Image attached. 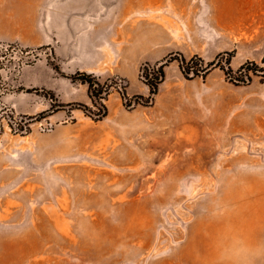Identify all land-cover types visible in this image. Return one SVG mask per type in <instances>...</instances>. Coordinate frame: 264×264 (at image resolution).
<instances>
[{
  "label": "rangeland",
  "instance_id": "obj_1",
  "mask_svg": "<svg viewBox=\"0 0 264 264\" xmlns=\"http://www.w3.org/2000/svg\"><path fill=\"white\" fill-rule=\"evenodd\" d=\"M6 16L0 264H264V75L235 83L220 67L262 64L264 0H0ZM130 22L153 27L154 55L162 30L185 52L139 62L129 91L173 58L154 94H127L116 67L93 73L115 100L101 119L64 53L25 45L96 32L140 54L143 32L113 36ZM194 55L212 63L186 77Z\"/></svg>",
  "mask_w": 264,
  "mask_h": 264
},
{
  "label": "crops",
  "instance_id": "obj_2",
  "mask_svg": "<svg viewBox=\"0 0 264 264\" xmlns=\"http://www.w3.org/2000/svg\"><path fill=\"white\" fill-rule=\"evenodd\" d=\"M215 6V4H214ZM216 11V7L214 9ZM208 21L218 20L217 12H213L203 19ZM198 20V19H197ZM16 26L20 25V20L18 18L16 20H12ZM10 23V18L6 16V18L0 19V41H11L1 39L4 35H6V31L4 29ZM211 23L208 25L210 26ZM45 26V24H44ZM143 27L136 25L134 22H130L121 27V25H115L113 30V36L115 37H125L133 40V43H136V35L138 32H143L145 34V44L143 48H141L140 54L133 53L132 50L126 54H122L119 51L118 45L112 43L111 38L104 39L99 36H96V32H93L92 35H88L85 33H79L78 35H74L73 32L70 35H67L64 40L65 48L63 49L60 44V38L58 35H54V32L47 33L44 32L42 36H38L37 38H33L29 40V43H25L28 46H38V45H50V47L55 51L58 57H61V54L64 53L67 60H71L74 70L91 72L94 74L100 73L101 69L109 68L111 66L116 67L120 71L123 76H126L129 80V85L127 86L126 93L134 94L141 93L146 94L149 91V87L141 83L136 86V90L132 89L129 91L128 89L132 85L133 80L136 78V71L139 62L141 61H157L161 59L167 52L180 49V51L185 52V49L178 46L176 41H173V44L167 43V38H165V30H162L163 35L160 32V37H156V41L161 44V48L159 50L160 53L157 55L153 54V43L155 40L154 29L146 28L145 31L142 30ZM3 35V36H2ZM162 35V36H161ZM21 36V35H20ZM111 36V35H108ZM105 37V36H104ZM135 37V38H134ZM4 38V37H3ZM12 39L14 41H18L21 37L14 36ZM108 44V45H105ZM134 45V44H133ZM64 51V52H63ZM139 55L141 57L139 58ZM115 63V65H113ZM130 67V71H122V69H127ZM132 81V82H131ZM115 99V98H113ZM109 101V105L112 107L115 105V100H111L110 98H106ZM105 100V101H106ZM106 104V102H105ZM108 111V103L106 104Z\"/></svg>",
  "mask_w": 264,
  "mask_h": 264
},
{
  "label": "trees",
  "instance_id": "obj_3",
  "mask_svg": "<svg viewBox=\"0 0 264 264\" xmlns=\"http://www.w3.org/2000/svg\"><path fill=\"white\" fill-rule=\"evenodd\" d=\"M173 59L167 58L166 61ZM163 62L157 67H151L150 71L147 72L148 77L145 83L149 87V93L154 94L157 90V86L159 82L163 79L164 70L163 66L166 63ZM180 68L182 73L186 77H190L193 75H203L204 72L207 71L209 65L212 62H204L203 58L198 55H194L189 59H186L184 56H181L179 59ZM261 63L255 62L253 60H246L242 64H240L236 69H233L229 65L225 68L220 66L224 71L226 77L232 82H244L245 80H250L253 74L264 75V55L261 58ZM201 72H203L201 74ZM73 79H79L81 82H86L88 85V94L91 98L92 105H94L97 110L92 111L87 104H80L83 106L85 111H88L94 119H101L107 114V106L105 104V100L109 93L108 83H101L98 81L96 76L91 72L79 71L77 70L73 75H71ZM151 96H149L150 98ZM130 103V102H129ZM127 103V105L129 104Z\"/></svg>",
  "mask_w": 264,
  "mask_h": 264
}]
</instances>
